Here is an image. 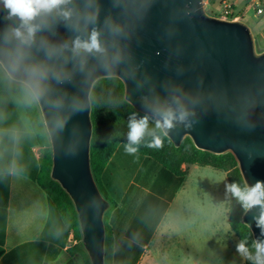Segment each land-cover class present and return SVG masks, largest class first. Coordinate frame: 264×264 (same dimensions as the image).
Wrapping results in <instances>:
<instances>
[{"label": "water", "instance_id": "95a60500", "mask_svg": "<svg viewBox=\"0 0 264 264\" xmlns=\"http://www.w3.org/2000/svg\"><path fill=\"white\" fill-rule=\"evenodd\" d=\"M30 23L32 36L0 0V66L38 103L51 177L75 205L91 264H106L110 208L91 166V95L102 79H120L125 100L161 125L170 115L161 128L175 147L190 138L232 153L247 187L264 183V50L245 21L208 14L205 0H65ZM93 33L99 50L76 47ZM262 214L256 205L243 215L255 244H264Z\"/></svg>", "mask_w": 264, "mask_h": 264}, {"label": "crops", "instance_id": "0c3cea01", "mask_svg": "<svg viewBox=\"0 0 264 264\" xmlns=\"http://www.w3.org/2000/svg\"><path fill=\"white\" fill-rule=\"evenodd\" d=\"M243 1L251 5L233 3L246 22ZM257 29L264 37V27ZM14 101L29 129L22 104ZM18 133L0 130V264H86L71 252L78 244L74 232L50 218L46 191L16 170ZM129 149L119 144L100 178L116 204L108 219L112 264H246L230 225L222 172L183 164L175 174ZM33 153L39 158L38 147Z\"/></svg>", "mask_w": 264, "mask_h": 264}, {"label": "trees", "instance_id": "16d2710c", "mask_svg": "<svg viewBox=\"0 0 264 264\" xmlns=\"http://www.w3.org/2000/svg\"><path fill=\"white\" fill-rule=\"evenodd\" d=\"M243 19V18H241ZM115 94L118 99L134 114L143 118L147 117L149 127H146L138 143L129 139L130 127L120 128L119 117L114 113L108 119L104 118L101 104L104 94ZM125 88L118 78H105L98 81L92 91V123L93 138L91 142V166L94 178L103 196L110 203V208L105 214L106 224V264L113 260V230L108 223L109 215L115 208V203L110 201L105 194L100 178L119 144H125L136 153L149 156L175 174H181L183 164L211 167L218 171L230 170L228 186L232 184L245 188L238 163L232 153L215 155L197 149L190 138H186L177 148L168 139L161 127H157V120L144 115L125 100ZM17 99L23 106L29 129L23 121L15 105ZM18 129L16 141V170L38 182L46 191L49 199L50 218L57 220L67 232H74L78 244L71 252L82 255L86 264H91L82 243V232L79 217L69 195L61 185L52 179L53 165L52 149L44 120L38 103L30 89L9 78L0 66V130ZM157 139L160 141L157 146ZM39 148V158L33 153V148ZM230 192L231 201L228 208L230 225L239 239L244 244L246 264H256L257 249L251 230L244 224L243 215L246 209L240 201Z\"/></svg>", "mask_w": 264, "mask_h": 264}, {"label": "clouds", "instance_id": "9594fccd", "mask_svg": "<svg viewBox=\"0 0 264 264\" xmlns=\"http://www.w3.org/2000/svg\"><path fill=\"white\" fill-rule=\"evenodd\" d=\"M65 0H3L4 7L9 10V16L17 17L22 26L27 30L28 36H32L35 32V28L31 25L33 21L41 12H50L57 6L63 4ZM18 37L23 36V33L19 30L16 31ZM76 47L83 48L87 51L93 49L99 50L100 45L97 40L96 33H93L90 41L81 43L76 42ZM147 127V117L136 121L133 120L130 125L129 139L133 143H138ZM157 127L171 128L172 119L171 116H167L163 120V124L157 122ZM160 141L157 139L156 144L159 146ZM133 151V149H129ZM228 190L240 201L243 207L247 210L256 205H264V183L257 182L252 187L240 188L236 184L228 186ZM260 223L264 224V214L261 215ZM257 260L256 264H264L259 257L261 253H264V244H256ZM238 250L246 252L243 242L238 246Z\"/></svg>", "mask_w": 264, "mask_h": 264}, {"label": "rangeland", "instance_id": "374dc122", "mask_svg": "<svg viewBox=\"0 0 264 264\" xmlns=\"http://www.w3.org/2000/svg\"><path fill=\"white\" fill-rule=\"evenodd\" d=\"M244 6H246V4L243 1L242 7H244ZM246 9H247L246 23L251 27V29L255 35L258 50L262 51V50H264V37L262 36L261 33H258L257 27H259V28L264 27V18L256 16L251 5L246 6ZM218 10H219V7L217 5H215V6L210 5L209 7H207L208 14L216 16V17H219V11ZM101 107H102V111H103V115H104L105 119L110 118L113 113L115 116L119 117L120 123H118V126L120 128H123L126 126L130 127L131 122L133 120L139 121V120L143 119V117L134 114L130 109H128L118 99V97L113 93L104 94ZM147 127H149L148 122H147ZM230 170L219 171V172H222L227 178V189H228L229 176L231 174ZM229 194H230V192H229ZM108 199L113 202L112 198L108 197ZM230 201H231V199H230Z\"/></svg>", "mask_w": 264, "mask_h": 264}, {"label": "built area", "instance_id": "2783aa9c", "mask_svg": "<svg viewBox=\"0 0 264 264\" xmlns=\"http://www.w3.org/2000/svg\"><path fill=\"white\" fill-rule=\"evenodd\" d=\"M253 7L255 14L259 17L264 18V0H247ZM217 5L219 7V17L229 20L241 19L240 13L236 10V6L233 0H205L206 7L210 5ZM74 242L76 240L72 238ZM72 240V242H73Z\"/></svg>", "mask_w": 264, "mask_h": 264}]
</instances>
